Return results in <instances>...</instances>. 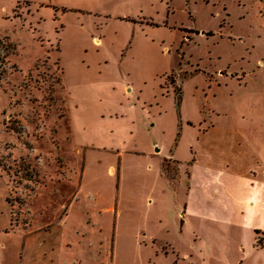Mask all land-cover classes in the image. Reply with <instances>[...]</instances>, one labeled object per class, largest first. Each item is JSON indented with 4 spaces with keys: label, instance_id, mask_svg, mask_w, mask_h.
<instances>
[{
    "label": "rangeland",
    "instance_id": "obj_1",
    "mask_svg": "<svg viewBox=\"0 0 264 264\" xmlns=\"http://www.w3.org/2000/svg\"><path fill=\"white\" fill-rule=\"evenodd\" d=\"M250 123L264 0H0V264H264L184 214L194 158Z\"/></svg>",
    "mask_w": 264,
    "mask_h": 264
},
{
    "label": "crops",
    "instance_id": "obj_2",
    "mask_svg": "<svg viewBox=\"0 0 264 264\" xmlns=\"http://www.w3.org/2000/svg\"><path fill=\"white\" fill-rule=\"evenodd\" d=\"M133 107L136 111L134 127L138 135L142 132V120L135 102ZM181 117L180 130L183 134L185 120ZM221 136L227 138L230 147L224 143V139L214 138L201 149L204 162L198 161L197 157L192 162L191 170L187 173L189 184L184 214L206 218L220 232L228 228L244 230L248 234L244 246L245 243L250 245L241 257L246 262L256 255L254 253L264 250L254 247L256 232H264V124H246L239 128L238 133L226 132ZM243 144L245 150L254 151L252 157L248 154L228 155L230 150L235 151L236 146ZM161 151L163 154L164 147ZM183 165V162L174 161L171 157L158 162L161 176L166 177L165 169L173 168L180 175Z\"/></svg>",
    "mask_w": 264,
    "mask_h": 264
},
{
    "label": "trees",
    "instance_id": "obj_3",
    "mask_svg": "<svg viewBox=\"0 0 264 264\" xmlns=\"http://www.w3.org/2000/svg\"><path fill=\"white\" fill-rule=\"evenodd\" d=\"M172 83H173V81H172ZM174 90H175V94L177 96L178 101L181 102V99H182V89L177 90V88H176ZM256 234H257V238H256L255 246L264 249V232L261 233V232H258L257 231Z\"/></svg>",
    "mask_w": 264,
    "mask_h": 264
},
{
    "label": "built area",
    "instance_id": "obj_4",
    "mask_svg": "<svg viewBox=\"0 0 264 264\" xmlns=\"http://www.w3.org/2000/svg\"><path fill=\"white\" fill-rule=\"evenodd\" d=\"M96 42H98V43H99V42H100V40L98 39V40H96Z\"/></svg>",
    "mask_w": 264,
    "mask_h": 264
}]
</instances>
